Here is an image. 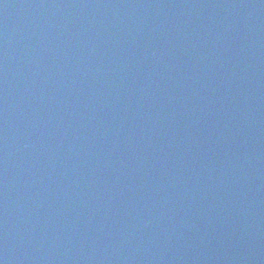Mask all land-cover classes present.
I'll return each mask as SVG.
<instances>
[{
  "label": "water",
  "instance_id": "obj_1",
  "mask_svg": "<svg viewBox=\"0 0 264 264\" xmlns=\"http://www.w3.org/2000/svg\"><path fill=\"white\" fill-rule=\"evenodd\" d=\"M0 264H264V0H0Z\"/></svg>",
  "mask_w": 264,
  "mask_h": 264
}]
</instances>
